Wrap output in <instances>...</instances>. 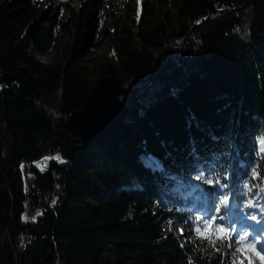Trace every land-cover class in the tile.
I'll return each mask as SVG.
<instances>
[{
  "label": "trees",
  "instance_id": "trees-1",
  "mask_svg": "<svg viewBox=\"0 0 264 264\" xmlns=\"http://www.w3.org/2000/svg\"><path fill=\"white\" fill-rule=\"evenodd\" d=\"M42 1L0 0V264H231L258 218L244 205L264 212V0H174L163 14L144 2L87 66L113 0H46L52 14ZM104 77L128 85L134 109L81 148L66 124ZM175 179L202 187L183 196ZM220 187L234 205L217 214ZM213 215L237 229L233 249L196 237Z\"/></svg>",
  "mask_w": 264,
  "mask_h": 264
},
{
  "label": "rangeland",
  "instance_id": "rangeland-1",
  "mask_svg": "<svg viewBox=\"0 0 264 264\" xmlns=\"http://www.w3.org/2000/svg\"><path fill=\"white\" fill-rule=\"evenodd\" d=\"M60 1L67 2L75 10H79L82 4L84 3V0H57L54 2V6L56 7ZM144 2L147 3V5L153 6L155 9V13L163 14L168 9L170 10L174 3V0H113L112 3L109 5V9L106 13V21L104 25L101 29L97 30L96 44L98 47L97 49L88 51L86 53L84 65H93L95 64V62H98L99 60H102L103 58L110 55V53L115 48L116 44L114 39L115 34L121 32L122 30L129 29L134 25V20L138 19V15L140 12L139 7ZM41 5L45 11L49 12V14H52L56 11V8L51 10L47 9L48 4L46 0H43ZM35 55L41 62L50 65L55 64L56 54L44 56H40L38 54ZM262 155H264V151H262ZM55 158H57V156H48L47 158L37 161L35 165L41 171H45L48 168L49 162ZM186 185L189 186V189L192 190L188 192L187 195H192L195 190L202 187L197 179H191L190 184H184V182H178V180L175 179L172 185L169 187V190L171 192H177L184 196L185 193L183 190ZM219 191L222 196L227 194L226 190L223 187H220ZM169 194V192L165 193L166 196ZM255 203L257 206L251 208L254 213H257L258 218L256 220H248L247 222H245V230H250H240V235H242L244 232H248L250 234L248 241H245L248 244L255 242L257 238H259L260 242L256 244V249L261 252V250L264 249V239H262L263 237L261 234L262 231L264 232V212L262 211L261 204H259V201L255 200ZM232 207L233 198L231 196L228 208L232 209ZM156 209H159L158 206H156ZM38 215H40V211H32L29 205L27 204L23 219L25 221L36 220ZM159 222L161 227L166 232H174L178 237H183L184 233L182 230L179 231V229L174 228L162 218H160ZM245 251L247 252L249 258L254 261V264H262L260 258L255 256V253L251 252L250 249H246ZM261 253L264 254V251H262Z\"/></svg>",
  "mask_w": 264,
  "mask_h": 264
},
{
  "label": "water",
  "instance_id": "water-1",
  "mask_svg": "<svg viewBox=\"0 0 264 264\" xmlns=\"http://www.w3.org/2000/svg\"><path fill=\"white\" fill-rule=\"evenodd\" d=\"M132 93L123 80L110 77L98 79L83 107L71 114L66 130L78 140L81 148H86L132 114L134 102L128 99Z\"/></svg>",
  "mask_w": 264,
  "mask_h": 264
},
{
  "label": "snow or ice",
  "instance_id": "snow-or-ice-1",
  "mask_svg": "<svg viewBox=\"0 0 264 264\" xmlns=\"http://www.w3.org/2000/svg\"><path fill=\"white\" fill-rule=\"evenodd\" d=\"M261 144L264 145V140L261 141ZM261 151H264V147L261 148ZM199 178V177H198ZM251 178L252 179H260L261 175L257 171L256 168L252 169L251 172ZM209 185L213 184V180L208 179L205 181ZM216 183H219L217 180ZM246 188L248 187L247 184L244 185ZM226 187V185H225ZM256 187H260V185H257ZM264 190V189H262ZM248 191L251 192L252 189L248 188ZM231 196L230 194L223 195L219 198V203L215 207V213L219 214L223 209L227 210L230 204ZM245 207L251 208L256 207V203L254 200H248ZM198 219L204 221V227L201 229L200 227H197L195 229L196 237L201 240L208 241L210 246L214 248L217 252H222L223 249H233V237L236 235L237 229L233 226L231 228H226L224 226H215L217 216L213 215L209 220H204L203 217H199ZM220 219H224V217H220ZM250 219L256 220L257 217L255 215L251 216ZM249 233L244 232L242 235L239 236V238L235 241V249L232 252V261L231 264H254V261L249 258L246 249H250L251 252L255 253V256L259 257L262 264H264V254H262L259 250L256 249V244L259 243V238L251 244L243 243L245 241H248L249 239Z\"/></svg>",
  "mask_w": 264,
  "mask_h": 264
},
{
  "label": "bare ground",
  "instance_id": "bare-ground-1",
  "mask_svg": "<svg viewBox=\"0 0 264 264\" xmlns=\"http://www.w3.org/2000/svg\"><path fill=\"white\" fill-rule=\"evenodd\" d=\"M264 251V249L261 250V252ZM263 254V253H262Z\"/></svg>",
  "mask_w": 264,
  "mask_h": 264
}]
</instances>
